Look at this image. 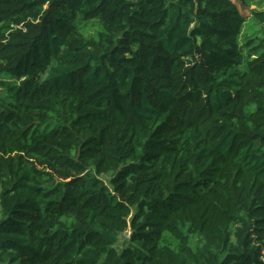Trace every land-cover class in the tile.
<instances>
[{"label":"trees","instance_id":"obj_1","mask_svg":"<svg viewBox=\"0 0 264 264\" xmlns=\"http://www.w3.org/2000/svg\"><path fill=\"white\" fill-rule=\"evenodd\" d=\"M241 4L0 0V264H264V0Z\"/></svg>","mask_w":264,"mask_h":264},{"label":"rangeland","instance_id":"obj_2","mask_svg":"<svg viewBox=\"0 0 264 264\" xmlns=\"http://www.w3.org/2000/svg\"><path fill=\"white\" fill-rule=\"evenodd\" d=\"M238 2V4L240 5L241 9H242V12L245 14V15H249L250 14V9L249 8H243L242 4H241V0H236ZM256 6L252 3L251 4V8H255Z\"/></svg>","mask_w":264,"mask_h":264}]
</instances>
